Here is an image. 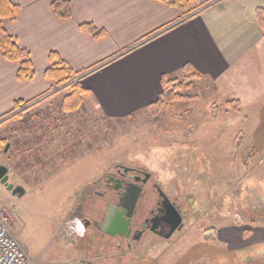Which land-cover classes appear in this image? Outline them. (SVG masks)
Listing matches in <instances>:
<instances>
[{"label": "rangeland", "instance_id": "rangeland-1", "mask_svg": "<svg viewBox=\"0 0 264 264\" xmlns=\"http://www.w3.org/2000/svg\"><path fill=\"white\" fill-rule=\"evenodd\" d=\"M176 84L183 99L126 119H101L83 103L67 111L50 99L22 112L24 122L16 113L1 121L0 152L10 147L0 164L27 192L17 205H0L13 213L15 235L37 264L264 263V242L238 250L226 242L253 240L255 227H264V97L241 106L198 79ZM116 165L150 172L186 211L189 230L171 240L149 236L129 250L87 228L65 235L67 219L85 224L110 201L104 175ZM213 227L238 230H204Z\"/></svg>", "mask_w": 264, "mask_h": 264}, {"label": "crops", "instance_id": "crops-1", "mask_svg": "<svg viewBox=\"0 0 264 264\" xmlns=\"http://www.w3.org/2000/svg\"><path fill=\"white\" fill-rule=\"evenodd\" d=\"M11 1L20 10L15 19L5 20L4 27L30 52L34 75L18 78L19 64L0 51V123L33 105L63 101L70 94V89L45 76L57 62L51 54L68 64L86 91L84 108L101 119H126L148 110L163 95L164 82L180 83L188 77L241 106L264 97L260 21L264 0H199L204 5L192 16H185L170 1L71 0L68 19L53 11L56 0ZM84 24L104 34L94 38ZM248 69H254L252 74L246 73ZM17 102L21 107L11 113ZM25 116H19L21 122ZM26 135L33 137L30 132ZM253 232L256 236L250 241L242 235L239 242L226 240L228 250L262 244L264 227ZM220 237L223 240V234ZM153 263L157 262L148 259L144 264Z\"/></svg>", "mask_w": 264, "mask_h": 264}, {"label": "flooded vegetation", "instance_id": "flooded-vegetation-1", "mask_svg": "<svg viewBox=\"0 0 264 264\" xmlns=\"http://www.w3.org/2000/svg\"><path fill=\"white\" fill-rule=\"evenodd\" d=\"M8 144L9 143H6V145H4L3 151H1L0 154L5 155L8 153ZM5 166L8 168V180L6 183H2L4 176L0 178V199L7 201L16 199L17 202H13L12 204L17 205L21 202L26 193H15L14 188L9 189V185L14 184V187H24V185L13 183L11 181L13 172L7 165ZM148 173L150 174V176L146 179V175ZM104 177L106 191H104L102 196L110 198V201L107 202L104 207H102L97 217L89 219L85 222V227L87 229H91V231L95 230L97 233H100L102 237L107 236L112 240H115L118 248L128 250L140 246L143 241L149 236L159 237L163 240H171L181 230H189V228L185 226L188 215L186 211L182 208L181 204L168 196V194L161 187L160 183L152 179V174L147 170L138 167L116 165L115 170L111 173L105 174ZM134 189H140V193L136 205L131 211L132 215L128 217V226L120 228V230H125L123 233H112V229L109 226L106 227L105 225L108 220L109 214L112 211L111 219H113L115 215L118 216L117 213L119 214L120 212H122V215H125V210L120 207L121 200L123 201V203H126L125 200L127 194L129 193V191L131 192ZM160 190H162L166 194V196L170 199V201L182 215V225L178 227L173 226L175 216L164 206V198L161 195ZM96 192L98 193V191ZM146 199L147 201L145 202ZM126 204L128 205V202ZM113 230L117 229L115 228ZM172 230L175 231L172 233ZM204 230L228 229H216L213 227L206 228Z\"/></svg>", "mask_w": 264, "mask_h": 264}, {"label": "trees", "instance_id": "trees-1", "mask_svg": "<svg viewBox=\"0 0 264 264\" xmlns=\"http://www.w3.org/2000/svg\"><path fill=\"white\" fill-rule=\"evenodd\" d=\"M161 1H170L176 8L182 10L185 16L194 15L204 5L200 3L199 0ZM52 9L59 18L68 19L72 16L71 0H56L52 4ZM19 10L20 7L14 4L11 0H0V51L8 61L19 64L18 78L29 79L34 75L31 54L26 49L21 48L16 39L12 37L4 27L5 20L15 19ZM260 21L264 27V10L260 12ZM83 27L94 38H99L104 34V31L99 30L92 24H84ZM50 59L52 61L57 59V62L46 69L45 76L53 79L58 87L71 90L70 94H68L62 101V109L69 111L79 108L82 105V97L86 91L79 86L78 83L72 81L74 76L68 64L61 60L56 54H51ZM164 88L165 90L161 98L149 109L158 108L163 103H170L175 100L183 99V96L177 92L178 87L176 81L164 82ZM21 105V102H17L11 113L16 112ZM21 113L22 112H18L14 114L13 117L19 116Z\"/></svg>", "mask_w": 264, "mask_h": 264}, {"label": "built area", "instance_id": "built-area-1", "mask_svg": "<svg viewBox=\"0 0 264 264\" xmlns=\"http://www.w3.org/2000/svg\"><path fill=\"white\" fill-rule=\"evenodd\" d=\"M75 80H77L75 78ZM14 215L4 205H0V264H37L28 250L17 239L14 232ZM64 233L71 237L74 234L85 233L86 227L77 216L64 222ZM72 264H87L83 259L75 260Z\"/></svg>", "mask_w": 264, "mask_h": 264}, {"label": "water", "instance_id": "water-1", "mask_svg": "<svg viewBox=\"0 0 264 264\" xmlns=\"http://www.w3.org/2000/svg\"><path fill=\"white\" fill-rule=\"evenodd\" d=\"M9 148V144L7 145V149ZM8 168L5 165H0V178L4 176L2 183H6L8 180ZM150 176V174L148 173L146 175V179ZM14 188V192L15 193H20V194H25L26 193V189L23 186H16L14 187V184H10L9 185V189ZM161 191V195L163 196L164 200H163V204L164 206L171 212L174 214L175 216V221L173 226L174 227H178L180 225H182L183 222V217L182 215L179 213V211L176 209V207L174 206V204L170 201V199L166 196V194ZM140 193V189H134L133 191H129V193L127 194L126 197V203L128 202V205L121 200V208L123 210H125L124 213H126L125 215H122V212H120L119 214L117 213L118 216L115 215V217H113V219H111L112 217V211L109 214L108 220L106 222V227L109 226L112 230V233H123L125 230H120V228L122 227H127V222H128V217H130L132 215L131 211L132 209H134L138 196ZM130 204V205H129ZM122 210V211H123ZM117 229V230H113V229ZM175 230H172V233Z\"/></svg>", "mask_w": 264, "mask_h": 264}]
</instances>
